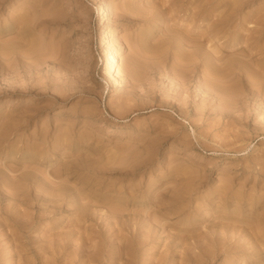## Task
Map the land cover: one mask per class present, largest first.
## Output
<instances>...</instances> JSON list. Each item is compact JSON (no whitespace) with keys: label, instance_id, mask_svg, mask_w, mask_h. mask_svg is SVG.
Wrapping results in <instances>:
<instances>
[{"label":"rangeland","instance_id":"374dc122","mask_svg":"<svg viewBox=\"0 0 264 264\" xmlns=\"http://www.w3.org/2000/svg\"><path fill=\"white\" fill-rule=\"evenodd\" d=\"M0 264H264V0H0Z\"/></svg>","mask_w":264,"mask_h":264},{"label":"bare ground","instance_id":"6f19581e","mask_svg":"<svg viewBox=\"0 0 264 264\" xmlns=\"http://www.w3.org/2000/svg\"><path fill=\"white\" fill-rule=\"evenodd\" d=\"M31 9V8H30ZM21 10V9H20ZM99 20H100V23L103 24L106 20V17H105V10L104 9H101V13H100V16H99ZM32 21V20H31ZM104 38V37H103ZM103 40V39H102ZM44 47V46H43ZM45 48V47H44ZM43 49V48H42ZM33 51V50H32ZM31 51V52H32ZM30 52V53H31ZM36 52V51H35ZM29 53V54H30ZM37 53V52H36ZM27 53V55H29ZM118 62H119V59L118 57L115 55V54H112L111 56V59L107 64V69L109 72H116V74L118 73V71L116 70L117 69V66H118ZM263 69V68H262ZM207 76V75H206ZM232 76V75H231ZM208 77V76H207ZM210 78V77H209ZM227 78V77H226ZM220 81V80H219ZM252 83V82H251ZM26 102H29L28 99H26ZM14 194V193H13Z\"/></svg>","mask_w":264,"mask_h":264}]
</instances>
